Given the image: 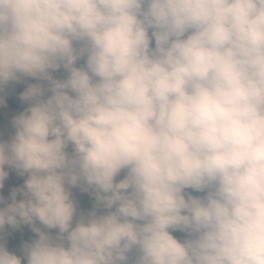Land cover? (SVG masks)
Here are the masks:
<instances>
[{"label": "clouds", "instance_id": "1", "mask_svg": "<svg viewBox=\"0 0 264 264\" xmlns=\"http://www.w3.org/2000/svg\"><path fill=\"white\" fill-rule=\"evenodd\" d=\"M20 83L0 264H264V0H0Z\"/></svg>", "mask_w": 264, "mask_h": 264}, {"label": "trees", "instance_id": "2", "mask_svg": "<svg viewBox=\"0 0 264 264\" xmlns=\"http://www.w3.org/2000/svg\"><path fill=\"white\" fill-rule=\"evenodd\" d=\"M28 82H35L34 80H28ZM20 86L22 87V91L26 87L25 83L20 84H10L6 86L5 90L11 87ZM0 95H3L5 97V103L4 105H0L2 108V113L0 114V124H4L5 131L8 135H11L14 131L11 127V120L13 116L19 114V109L16 100L12 98V95L9 94L8 91H3L0 93ZM24 107H27V103L24 102ZM23 183L22 178H16L14 182L10 184L5 185V189L7 191V196L9 195V192L11 188L17 187ZM73 194L76 196L79 205L82 209L88 210L90 209L89 201L91 200V195L88 193H82L79 191V189H73ZM195 194V193H194ZM55 231V230H54ZM178 237L181 235L180 233H174ZM4 242L6 246L10 249L20 251L22 245L24 242L29 241L30 239L35 238V234L31 231L30 227L27 225H24L21 227V229L12 230L9 226H6L5 232H4Z\"/></svg>", "mask_w": 264, "mask_h": 264}, {"label": "rangeland", "instance_id": "3", "mask_svg": "<svg viewBox=\"0 0 264 264\" xmlns=\"http://www.w3.org/2000/svg\"><path fill=\"white\" fill-rule=\"evenodd\" d=\"M22 89H23L22 87H20V86H16V87H11V88H8V89L4 90L5 92L8 91L9 94L12 95V98H14V100H16L17 105H18V109H19L20 112L23 111L24 108H26V107H24V102L21 101V100L19 99V94H20V92H22ZM0 107H1V106H0ZM2 108H3V107H1V109H2ZM9 136H10V135H8V134L5 132V130H4V125L1 124V125H0V137H2V138H4V139H7ZM5 168H6V170H8V171L10 172L9 177L6 178V180H5V183H6V184H10V183L14 182V180H15L16 178H22V179H24L23 177H19V176H17L16 173H15L14 171L9 170L8 167H7V165L5 166ZM0 192H2V193L5 195V197H7V193H6L5 189L0 190ZM93 199H94V198L91 197V200L89 201L90 208L92 207ZM9 250H10V251H15L17 254H20V251L13 250V249H10V248H9ZM22 264H26V262H25V261H22Z\"/></svg>", "mask_w": 264, "mask_h": 264}]
</instances>
